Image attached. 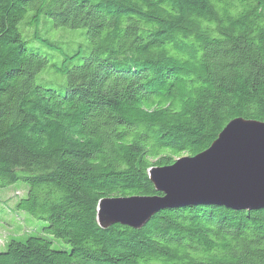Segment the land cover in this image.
<instances>
[{
  "label": "trees",
  "instance_id": "1",
  "mask_svg": "<svg viewBox=\"0 0 264 264\" xmlns=\"http://www.w3.org/2000/svg\"><path fill=\"white\" fill-rule=\"evenodd\" d=\"M234 118L264 122V0H0V186L44 223L0 264H264V208L96 219Z\"/></svg>",
  "mask_w": 264,
  "mask_h": 264
},
{
  "label": "water",
  "instance_id": "2",
  "mask_svg": "<svg viewBox=\"0 0 264 264\" xmlns=\"http://www.w3.org/2000/svg\"><path fill=\"white\" fill-rule=\"evenodd\" d=\"M148 176L159 194L99 200V227L120 224L139 229L158 211L185 205L262 209L264 122L234 118L208 148L169 166L153 167Z\"/></svg>",
  "mask_w": 264,
  "mask_h": 264
},
{
  "label": "rangeland",
  "instance_id": "3",
  "mask_svg": "<svg viewBox=\"0 0 264 264\" xmlns=\"http://www.w3.org/2000/svg\"><path fill=\"white\" fill-rule=\"evenodd\" d=\"M49 35L52 39H56L58 32L55 29ZM26 192L27 184L21 180L0 186V249L10 238L23 240L28 235L42 233L44 226L42 221L15 207L16 202L24 197ZM51 239L53 248H68L62 240L53 237Z\"/></svg>",
  "mask_w": 264,
  "mask_h": 264
}]
</instances>
